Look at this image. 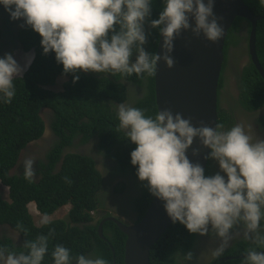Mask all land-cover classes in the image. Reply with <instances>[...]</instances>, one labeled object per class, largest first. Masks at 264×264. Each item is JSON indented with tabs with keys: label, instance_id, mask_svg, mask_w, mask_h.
Listing matches in <instances>:
<instances>
[{
	"label": "clouds",
	"instance_id": "9594fccd",
	"mask_svg": "<svg viewBox=\"0 0 264 264\" xmlns=\"http://www.w3.org/2000/svg\"><path fill=\"white\" fill-rule=\"evenodd\" d=\"M216 0H160V11L152 18L154 0H0L10 20L22 19L41 39L42 54L54 53L63 74L79 72L152 76L157 62L173 67L174 40L182 31L215 43L224 35L222 17L214 11ZM264 5V0H258ZM155 29L162 43L159 53L146 51L144 45ZM22 67L11 53L0 56V104L11 103L16 94L14 81L31 63ZM117 127L135 147L130 163L137 178L145 182L152 196L163 202L172 223L179 222L189 233L214 234L220 243L212 250L220 257L233 237L236 226L244 239L264 248V139H253L240 124L225 128L199 123L165 107L146 115L145 110L123 102L115 107ZM194 138L210 151L205 159H214L218 171L205 174L199 162L188 157ZM192 155L200 152L192 148ZM33 157L23 162V176L31 182L35 175ZM51 223L47 215L39 224ZM17 227H20L19 225ZM52 229L24 241V251L0 245V264H42L46 256L51 264H110L100 254H72L62 243L49 251ZM183 253L179 264L192 259ZM240 264H264V251L249 248Z\"/></svg>",
	"mask_w": 264,
	"mask_h": 264
},
{
	"label": "trees",
	"instance_id": "16d2710c",
	"mask_svg": "<svg viewBox=\"0 0 264 264\" xmlns=\"http://www.w3.org/2000/svg\"><path fill=\"white\" fill-rule=\"evenodd\" d=\"M254 14L263 15L256 26V53L264 69V5L258 0H243ZM160 0H154L152 18L160 11ZM244 24L243 30L240 24ZM250 22L242 17H236L225 37L223 53L229 45L241 46L244 40L247 50ZM150 48L156 51L159 33L150 30ZM243 33V35H242ZM24 50H34V57L22 78L14 81L16 94L11 103L0 104V224L8 223L22 235L23 240H32L38 234L52 233L49 241V251L53 245L62 243L72 250V254H100L109 260L110 264H124L125 234L113 221H105L102 233L106 240L97 233V225L101 218L109 214H101L95 224L91 212L103 206L105 197L102 190V176L95 168L93 158L68 151L63 155L59 167L56 162L62 156L61 147L70 145L76 134H82L81 141L97 136L99 149L106 155L121 162V166L129 168L136 176L135 166L130 163V151L135 147L127 138L115 121V114L110 109L109 99L119 100L125 92L120 83L112 82L107 77L94 79L79 72V79L72 80L73 74L63 83L61 91H53L49 86L55 84L62 73V65L57 63L53 52L42 54L40 35L31 28H25L19 35ZM225 59V58H224ZM224 64V62H223ZM223 66V65H222ZM66 75V74H65ZM136 76V75H135ZM142 76V75H141ZM136 76V82L142 80ZM149 94L137 102L135 107L145 110L146 115H154L156 109L154 98L153 75L148 76ZM240 77V76H239ZM142 78V79H141ZM140 79V80H139ZM241 86L244 88L246 99L259 105L264 101V82L251 62L246 63L241 71ZM221 76L218 89L221 87ZM96 89L104 90L98 94ZM219 95V90H218ZM98 99H95V98ZM247 107H251L249 102ZM44 107L52 112L51 126L59 141L47 155L48 162L39 161L41 177L31 182L26 180L23 172L10 174L20 151L32 140L41 136L44 131V122L40 115ZM254 107V106H253ZM218 124H231L228 114L220 110L219 103ZM205 174L209 175L208 163ZM141 195L133 199L134 209L138 211L139 220L145 213L152 195L142 182ZM7 189V197L2 196V190ZM121 188L117 187L116 191ZM111 200V199H109ZM115 201V200H114ZM33 202L42 215H50L60 206L69 204V221L63 219L50 220L48 225L34 223L28 210V204ZM92 216V217H91ZM83 222V223H82ZM89 222V223H88ZM82 223V228L78 226ZM20 227H17V226ZM196 233H189L179 222L170 223L164 233L150 248V264H179V253H186L195 243ZM0 245L10 247L19 252L23 247L15 246L10 238L0 237ZM45 263H51V257L46 256ZM216 264H227L226 261ZM42 264H45L43 263Z\"/></svg>",
	"mask_w": 264,
	"mask_h": 264
},
{
	"label": "flooded vegetation",
	"instance_id": "af4514ba",
	"mask_svg": "<svg viewBox=\"0 0 264 264\" xmlns=\"http://www.w3.org/2000/svg\"><path fill=\"white\" fill-rule=\"evenodd\" d=\"M22 19L10 20L9 14L0 6V56L5 52L13 53L15 49H18L21 52H24L26 55L21 56L20 62L26 60V56L30 54L32 59L34 57V50H24L22 41L19 37L20 31L25 28H31L30 26H23ZM244 24H240L241 29L243 30ZM146 32H150L151 28L146 23L145 24ZM243 35V33H242ZM240 44L245 47V42L242 40ZM146 51L151 50L149 36L147 37V43L144 45ZM241 46L229 45L227 52L225 53V59L223 60L221 70V82L222 85L219 87L218 103L220 110L227 112L228 117L230 118L231 124L225 121V124H222L225 128H230L235 124H240L244 130L253 137V139H264V101L257 105L255 102H250L246 99V93L241 86V71L246 63L251 62L248 47L247 50ZM245 57V62H241V58ZM31 59V61H32ZM259 59V58H258ZM260 62V61H259ZM252 63V62H251ZM261 64V63H260ZM263 68V67H262ZM256 69V68H255ZM259 74L258 70L256 69ZM87 77L91 78H102L107 77L112 82L120 83L124 88L125 92L121 94L119 100L109 99V107L113 111L112 114H115V121L118 120L116 117L115 107L118 103H125L132 106H137V102H141L146 94H149L148 87L149 79L148 76H141L142 80L135 81V74L131 76H121L120 74H102L92 71L82 72ZM260 75V74H259ZM240 76V77H239ZM261 76V75H260ZM262 77V76H261ZM68 75L64 74L60 76V90H54L53 87L57 84L49 86V89L53 91H61L63 89V83L67 80ZM220 79V77H219ZM235 80V82H234ZM263 80V78H262ZM264 82V81H263ZM153 84H154V75H153ZM154 87V86H153ZM235 87V88H234ZM98 94H103L104 90L96 89ZM155 98V95H154ZM95 99H98L97 97ZM242 101L249 102L250 108L247 107ZM217 103V107H218ZM254 106V107H253ZM52 110L49 107H44L40 115L42 116L44 122V131L38 138L29 142L19 153L16 163L10 169V174H20L23 172L22 162L26 157H33L34 163L33 168L35 170V175L33 179L38 180L41 177V173L38 171L41 169L38 165L39 161L44 163L48 162L47 155L54 147L55 142L59 141L58 136L52 129L51 126V117ZM118 122V121H117ZM221 124V123H219ZM82 134H76L72 139L70 145H64L61 147L62 156L56 162L55 167H59L60 162L62 161L63 155L68 152H79L80 154H86L93 158L95 163V168L101 173L102 176V190L105 197V202L103 206L100 207L96 212L92 211V221L89 224H95L98 221V218L101 214L108 213L107 210L109 207L112 209V212H109L108 216H114L117 219H120L125 223H133L138 219V211L134 209L135 203L133 199L138 198L141 195L142 184L141 181L134 177L129 168L125 167L124 169L121 166V162L115 160V158L106 155V152H103L99 149V140L97 136H92L86 141H81ZM218 164L214 159L209 158L208 160V172L209 175L217 172ZM121 188L120 191H116V188ZM2 196L7 197V194L2 190ZM111 199V200H109ZM115 200V201H114ZM34 204V203H33ZM35 206V204H34ZM66 207V210H65ZM70 208L69 204L60 206L58 209L53 211L50 215H47L50 220L54 219H63L68 222V210ZM38 213L33 209L31 210L28 206V210L32 215L34 223L40 221L42 215L36 208ZM64 211L62 218H52V216L58 210ZM106 217V216H104ZM103 217V218H104ZM124 218V219H123ZM102 219V218H101ZM100 222V221H99ZM83 223V222H82ZM82 223H78V226L82 228ZM98 227V225H97ZM233 237L229 241L228 246L225 248L224 253L217 258L212 256V250L220 243L219 238L214 234L200 235L196 233L195 243L187 252H192V259L187 261L186 264H216L222 260L226 261L227 264H240V260L249 248H257V250L264 251V248H258L253 241L249 239H244L242 236V229L239 226H236L233 230ZM103 232V231H102ZM0 237H8L15 246L21 247L24 243L22 235L17 229L11 227L8 223L0 224ZM9 250H13L10 247H7ZM24 251V250H22ZM87 255V254H86ZM177 261L180 262L183 258V254L179 253ZM45 258L44 261H46ZM223 261V262H224ZM45 263V262H43ZM48 264V263H45ZM49 264H51L49 262Z\"/></svg>",
	"mask_w": 264,
	"mask_h": 264
},
{
	"label": "water",
	"instance_id": "95a60500",
	"mask_svg": "<svg viewBox=\"0 0 264 264\" xmlns=\"http://www.w3.org/2000/svg\"><path fill=\"white\" fill-rule=\"evenodd\" d=\"M214 11L222 17L220 23L224 35L215 43L206 40L203 34L194 36L190 30L182 31L181 36L174 40V50L171 54L174 65L168 68L163 61L157 62L154 74V95L156 109L170 108L173 113L180 112L183 117H191L194 126L203 122L214 127L218 124V84L224 60L223 47L228 29L236 17H242L250 22L248 33V53L254 67L264 81L262 68L256 53V26L263 15L254 14L243 0H216ZM162 38L158 36L156 51H161ZM192 148L200 152L193 156ZM210 151L200 145L194 138L188 149V157L193 162H199L205 169L209 159L205 155ZM105 221H113L125 234L124 264H150L151 246L164 233L170 218L163 208V202L152 197L143 216L133 222L125 223L114 216H106L100 220L97 227L98 235L104 239L102 225Z\"/></svg>",
	"mask_w": 264,
	"mask_h": 264
},
{
	"label": "rangeland",
	"instance_id": "374dc122",
	"mask_svg": "<svg viewBox=\"0 0 264 264\" xmlns=\"http://www.w3.org/2000/svg\"><path fill=\"white\" fill-rule=\"evenodd\" d=\"M12 55L14 56V58L17 60V62L23 67L24 65H25V61L24 62H20V59H21V56H23V55H26L24 52H21V51H19L18 49H15L14 51H13V53H12ZM30 54H28L27 56H26V58L29 56ZM243 62H245V57H243V58H241V62L240 63H243ZM27 68V67H26ZM26 70V69H25ZM24 70V71H25ZM23 71V72H24ZM56 81H58L57 82V84H55V86L53 87V89L54 90H60L61 89V84H60V77L59 78H57V80ZM234 82H235V80H234ZM235 88V87H234ZM3 192L4 193H6L7 194V189H4L3 188ZM28 206H29V208L32 210H34L36 213H38L37 211H36V209H35V206H34V204H33V202H30L29 204H28ZM65 210H66V207H65ZM107 212L109 213V212H112V209L109 207V209L107 210ZM64 215V211H63V209L62 210H58V211H56V213L52 216V218H62V216ZM40 218H42V217H40ZM124 219V218H123Z\"/></svg>",
	"mask_w": 264,
	"mask_h": 264
}]
</instances>
